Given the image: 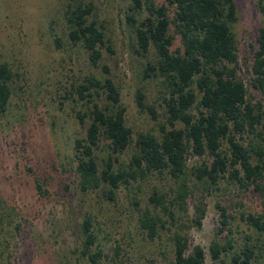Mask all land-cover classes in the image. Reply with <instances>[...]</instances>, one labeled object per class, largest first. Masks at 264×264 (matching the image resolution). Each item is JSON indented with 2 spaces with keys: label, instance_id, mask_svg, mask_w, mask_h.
Returning a JSON list of instances; mask_svg holds the SVG:
<instances>
[{
  "label": "rangeland",
  "instance_id": "obj_1",
  "mask_svg": "<svg viewBox=\"0 0 264 264\" xmlns=\"http://www.w3.org/2000/svg\"><path fill=\"white\" fill-rule=\"evenodd\" d=\"M77 1L91 6L89 18L103 29L105 43L96 67L90 65L80 43L68 38L62 17L67 0H0V62L18 74L7 108L0 114V264H87L78 251V228L85 216L90 217L96 237L90 249L101 251V264H170L172 248L164 230L158 229V236L149 240L138 227L145 209L165 218L149 196L163 193L168 200L170 177L148 174L129 185L120 184L113 200L106 199L101 189H78L71 148L73 140L83 136L87 118L79 123L75 116L76 111L86 110L70 94L71 84L86 74L111 79L132 139L139 132L159 136V127L168 125L159 79L143 77V68L154 56L150 50L145 55L136 53L133 31L125 20L129 0ZM235 4L237 19L232 29L238 49L237 73L247 88V99L253 104L264 102L248 85L247 71L257 29L264 27V12L259 8L264 7V0H235ZM178 45L175 37L171 51ZM137 91L142 103L153 106L155 119L137 107ZM105 100L101 94L99 103L106 104ZM180 126L175 122V127ZM106 150L101 139L94 153L105 158ZM130 152L131 146L114 165L124 164ZM207 160H187L184 179L193 199L187 203L186 217H192L197 199L204 210L200 226L186 230L187 245L188 249L195 244L202 248L203 264H228V251L212 260L208 247L212 241L224 243L226 239L232 242L230 251L243 243L258 244V236L241 215L264 213V177L262 194L252 187L240 190L223 182L202 188L192 166ZM35 180L41 184L40 191ZM215 203L223 205L228 216L220 231Z\"/></svg>",
  "mask_w": 264,
  "mask_h": 264
},
{
  "label": "trees",
  "instance_id": "obj_2",
  "mask_svg": "<svg viewBox=\"0 0 264 264\" xmlns=\"http://www.w3.org/2000/svg\"><path fill=\"white\" fill-rule=\"evenodd\" d=\"M259 8L264 12L263 6ZM90 13L89 4L67 0L62 17L69 40L79 42L90 65L96 67L105 40L101 25L89 18ZM236 19L235 0H163L160 4L154 0H129L125 20L133 31L135 51L145 55L150 50L154 56L143 68V77L159 79L163 88L168 128L160 126L159 136L139 132L132 139L111 79L86 74L69 87L70 94H75L86 110L75 112L77 120L81 123L87 118L83 136L76 137L71 148L81 192L101 189L106 199L113 200L120 184L129 185L148 174L172 180L168 200L163 193L149 196L165 218L151 215L146 209L138 217V227L149 240L158 236V229L167 234L172 248L170 264H203L202 248L195 244L188 249L186 239L188 227H199L204 213L197 199L192 217H186L187 203L193 199V191L184 179L189 158L208 159L192 166L202 188L218 187L223 182L240 190L252 187L262 194L264 102L251 103L238 76V49L232 29ZM175 37L179 45L171 51ZM247 71L248 85L264 97V27L257 29ZM17 76L6 62H0V114L7 108ZM101 94L106 104L99 103ZM141 99L137 91V107L145 108L155 119L153 106ZM175 122L181 126L175 127ZM101 139L107 149L105 158L94 153ZM130 146L127 161L114 165L119 154ZM34 186L41 190L38 181ZM215 206L220 231L228 216L223 205ZM241 218L258 236V244L243 243L237 251H230L232 242L228 239L224 243L212 241L208 247L210 258L217 260L228 251V264H251L253 260L264 264V213H247ZM91 225L89 216L82 218L78 251L87 264H101V251L90 249L96 239ZM225 228L230 233L229 227ZM113 251L116 255L117 245Z\"/></svg>",
  "mask_w": 264,
  "mask_h": 264
}]
</instances>
